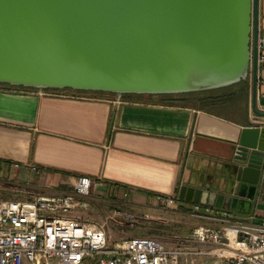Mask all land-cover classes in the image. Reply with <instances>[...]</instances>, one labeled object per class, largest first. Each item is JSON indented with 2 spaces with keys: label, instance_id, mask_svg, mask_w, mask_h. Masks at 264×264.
Instances as JSON below:
<instances>
[{
  "label": "crops",
  "instance_id": "0c3cea01",
  "mask_svg": "<svg viewBox=\"0 0 264 264\" xmlns=\"http://www.w3.org/2000/svg\"><path fill=\"white\" fill-rule=\"evenodd\" d=\"M259 40L264 42V0H259ZM210 100L197 95L187 104L164 105L0 85V200L67 195L88 177L97 184L89 199L126 194V203L143 215L171 217L175 222L165 226L177 231L158 241L168 249L186 244L199 227L231 231L260 224L263 177L253 200L240 198L235 206L228 201L235 198L231 161L241 131L264 123L252 111V84L240 111L232 104L210 107ZM256 101L264 112V65ZM196 192L224 196L222 208L190 201ZM190 206L198 211L189 225L181 219ZM70 216L82 218L76 212Z\"/></svg>",
  "mask_w": 264,
  "mask_h": 264
},
{
  "label": "water",
  "instance_id": "95a60500",
  "mask_svg": "<svg viewBox=\"0 0 264 264\" xmlns=\"http://www.w3.org/2000/svg\"><path fill=\"white\" fill-rule=\"evenodd\" d=\"M259 0H0V85L122 97L175 96L252 84L257 107ZM264 128L242 129L232 205L253 200ZM194 203L222 208L224 196Z\"/></svg>",
  "mask_w": 264,
  "mask_h": 264
},
{
  "label": "built area",
  "instance_id": "2783aa9c",
  "mask_svg": "<svg viewBox=\"0 0 264 264\" xmlns=\"http://www.w3.org/2000/svg\"><path fill=\"white\" fill-rule=\"evenodd\" d=\"M258 49L260 67L264 65V42L259 40ZM96 185L83 177L67 195L0 200V264H264V220L231 231L199 227L186 244L172 249L145 237L112 244L105 224L70 216L89 207L85 200ZM157 201L166 203L162 196ZM125 217L123 225L128 228L140 221L131 215ZM145 218L152 219L150 215Z\"/></svg>",
  "mask_w": 264,
  "mask_h": 264
},
{
  "label": "rangeland",
  "instance_id": "374dc122",
  "mask_svg": "<svg viewBox=\"0 0 264 264\" xmlns=\"http://www.w3.org/2000/svg\"><path fill=\"white\" fill-rule=\"evenodd\" d=\"M121 195L122 198H120L121 196H104L100 198L98 195H95V197L85 200L89 204L87 209H78L74 212L81 215L82 218L88 221L93 220L100 223L99 225L105 224L106 232L111 237L112 244L120 242L125 238L133 237L153 238L156 241H161L162 237L164 238L172 236L171 232L174 233L177 231V229L174 230L170 229L169 226H165V223H168L169 221L172 223L175 222L171 220V217L166 216L163 213H154L150 215L152 217L150 221L146 220V215H143L142 213L138 212V210L133 209L134 207L132 208L128 205V203H126L128 202L125 196L126 194ZM194 211L196 212L198 210L194 209L192 206L188 207L187 209L183 208V213L185 215L184 217L186 219H181V221L185 224H193L194 221L192 219L195 218L193 214ZM125 215H131L140 221L133 228H128L123 225L124 219H126ZM144 222L147 223L144 224Z\"/></svg>",
  "mask_w": 264,
  "mask_h": 264
},
{
  "label": "trees",
  "instance_id": "16d2710c",
  "mask_svg": "<svg viewBox=\"0 0 264 264\" xmlns=\"http://www.w3.org/2000/svg\"><path fill=\"white\" fill-rule=\"evenodd\" d=\"M23 89V88H21ZM33 90V89H28ZM250 90V82L244 81L230 88L206 92V93H195V94H184L175 96H135V95H124L123 99H140L144 101L156 102L158 104L170 105V104H187L191 98L197 95H207L211 97L210 103L207 105L216 106L218 109L227 108L229 104L236 106L237 111L243 109V103L248 100V93ZM101 94V93H96ZM102 95H111L103 94ZM115 96V95H114ZM188 99H190L188 101Z\"/></svg>",
  "mask_w": 264,
  "mask_h": 264
}]
</instances>
